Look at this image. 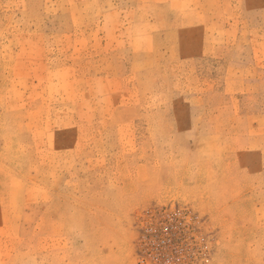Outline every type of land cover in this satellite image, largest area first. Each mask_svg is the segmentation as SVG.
<instances>
[{"label":"rangeland","instance_id":"1","mask_svg":"<svg viewBox=\"0 0 264 264\" xmlns=\"http://www.w3.org/2000/svg\"><path fill=\"white\" fill-rule=\"evenodd\" d=\"M0 264H264V0H0Z\"/></svg>","mask_w":264,"mask_h":264}]
</instances>
